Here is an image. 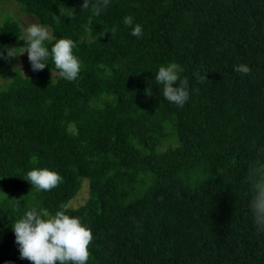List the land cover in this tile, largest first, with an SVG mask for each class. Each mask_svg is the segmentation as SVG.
Here are the masks:
<instances>
[{
	"label": "trees",
	"instance_id": "16d2710c",
	"mask_svg": "<svg viewBox=\"0 0 264 264\" xmlns=\"http://www.w3.org/2000/svg\"><path fill=\"white\" fill-rule=\"evenodd\" d=\"M16 2L76 42L81 71L67 81L51 58L41 71L29 62L0 90V264H32L12 223L31 208L55 214L84 181L87 200L66 214L93 232L87 264H264L249 178L264 165V0H109L98 16L84 0ZM65 6L75 17L57 22ZM22 37L17 22L0 25V46ZM172 62L189 82L183 107L155 81ZM36 167L59 186L33 188Z\"/></svg>",
	"mask_w": 264,
	"mask_h": 264
},
{
	"label": "clouds",
	"instance_id": "9594fccd",
	"mask_svg": "<svg viewBox=\"0 0 264 264\" xmlns=\"http://www.w3.org/2000/svg\"><path fill=\"white\" fill-rule=\"evenodd\" d=\"M108 5L109 0H84L82 10L91 8L93 14L98 16ZM75 14L74 8L65 6L60 8L59 15H54V18L59 22L61 17L73 19ZM123 24L132 29V36H142V25L134 24L131 15L123 18ZM22 29L24 35L19 39L24 41V46L19 48L23 50L17 54V48L2 45L0 58L9 59L27 52L33 71L45 69L51 58L60 77L67 81L78 78L81 62L74 54L76 42L70 38L54 36L46 25L38 22L22 25ZM46 42L52 44L50 51L45 46ZM5 50L7 56L4 55ZM181 71L183 69L172 62L160 66L155 74L157 85H162L163 97L179 107L184 106L190 95L188 79H180ZM235 71L251 74L247 64H238ZM204 79L207 77H201V81ZM249 178L255 193L251 202L254 221L259 230L264 231V165L251 167ZM24 179L37 190L51 191L59 186L63 178L47 167H36L29 170ZM59 208L55 214H50L47 209L31 208L12 223L22 259L30 260L32 264H87L91 255L90 245L94 240L93 232L80 217L66 214V205L61 204Z\"/></svg>",
	"mask_w": 264,
	"mask_h": 264
},
{
	"label": "rangeland",
	"instance_id": "374dc122",
	"mask_svg": "<svg viewBox=\"0 0 264 264\" xmlns=\"http://www.w3.org/2000/svg\"><path fill=\"white\" fill-rule=\"evenodd\" d=\"M5 21L17 22L18 24H20L21 27L22 25H26L30 22L40 23L39 19L34 17V15H32L31 17L27 12H25L22 5L17 3L16 0L15 1L0 0V25H2V23H4ZM47 27L49 31L52 32L49 26ZM22 33H23V29H22ZM12 47L17 48L16 49L17 54H19V52L23 50L22 48H19L23 46L18 43ZM4 55L7 56V52L4 53ZM29 62L30 61L27 52H25L22 55H18L16 57L9 59L2 58V62H1L3 63L2 67H8V68L10 67V72L5 74L2 71H0V84L2 85L5 84L3 89L0 90L8 91L10 89H14L18 82L26 78L30 73L28 68ZM87 198H88L87 182L84 181L82 184V188L77 194V196L72 200H70L67 206L70 208H78L79 206L85 203Z\"/></svg>",
	"mask_w": 264,
	"mask_h": 264
}]
</instances>
